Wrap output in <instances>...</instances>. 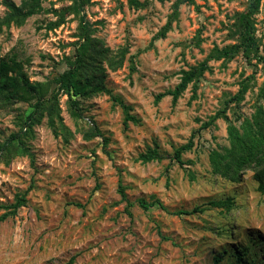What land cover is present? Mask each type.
I'll return each mask as SVG.
<instances>
[{"label":"rangeland","instance_id":"obj_1","mask_svg":"<svg viewBox=\"0 0 264 264\" xmlns=\"http://www.w3.org/2000/svg\"><path fill=\"white\" fill-rule=\"evenodd\" d=\"M139 1L147 5L134 9L129 0H89L83 11L92 37L113 52L128 49L121 68L106 70L103 86L136 122L125 125L122 109L104 93L78 98L76 118L60 94L59 115L71 133L65 142L54 136L46 116L24 135L22 121L35 100L22 89L11 107L0 110V146L21 133L34 156L32 165L28 156L0 150V216L17 195H25L16 214L0 220V264H264V195L252 172L229 181L212 172L209 160L213 151L228 147V122L238 126L264 105V68L253 54L247 60L241 52L210 60L194 96L191 83L175 104L170 96L155 102L180 83L184 71L240 42L239 18L252 0L183 2L163 38L157 35L177 0ZM72 4L43 1L44 11L4 31L0 60L15 57L29 83L53 88L79 42ZM62 17L59 27L49 28ZM252 26L264 53V0ZM241 85L246 92L229 105L227 120L199 130ZM94 130L101 136L85 138ZM190 140L181 168L170 157ZM149 149L163 159L142 163L139 156ZM140 199L152 206L140 208ZM225 199L233 202L229 211L209 204Z\"/></svg>","mask_w":264,"mask_h":264},{"label":"trees","instance_id":"obj_2","mask_svg":"<svg viewBox=\"0 0 264 264\" xmlns=\"http://www.w3.org/2000/svg\"><path fill=\"white\" fill-rule=\"evenodd\" d=\"M46 0H21L19 6H16L9 0H4L3 5L6 9L5 14L0 17V35L4 31L10 29L11 26H22L25 21L44 11L42 2ZM158 3H164L168 0H153ZM192 0H177L172 6V12L168 17L163 29L157 35L163 38L171 29V25L178 18V9L181 3L191 2ZM262 0H252L247 10L240 16V42L225 47L221 50H214L205 61L197 67L189 71H184L180 79V83L172 90L166 93L158 94L155 102H158L164 96H170L172 103L175 104L181 94L192 83L193 96L196 92V80H198L204 72L209 70L208 62L210 60H230L240 52L244 58L250 59L251 54L257 59L264 68V53H260L252 26V17L258 12L260 2ZM89 0H73L71 10L74 15L79 16V42L75 43V50L71 57L65 59L66 69L59 73L52 81L53 88L45 85L31 84L22 72L20 64L15 57L9 58L7 61L0 60V110L7 109L18 100V90L22 89L26 94L34 98L31 105L32 111L22 121V125L27 128L28 135L36 124L46 116L48 126L51 128L54 136H61L65 142L71 137L69 130L62 124L58 108V96L64 94L68 98L71 113L74 117H81V109L79 108L78 98H87L93 95L104 93L117 104L123 112L124 124L128 122H136V119L129 114L130 108L123 101L112 95L111 91L103 86L106 70L116 71L122 67L125 55L128 52L127 47L116 52L108 49L104 42L91 36V31L84 19V7ZM129 6L134 9L144 8L147 1L129 0ZM63 22V17L56 23H50L49 28L55 29ZM156 37H154L155 40ZM133 70V69H132ZM247 86L241 85L236 95L229 98L224 107L212 116L207 123H202L199 130L210 127L214 122L223 117L230 104H238L246 92ZM21 133L11 135L6 142L0 146L2 152L7 155L12 154L28 156L31 164L34 163V156L21 140ZM85 138L101 136L98 130H94L90 134H84ZM106 141L105 139H103ZM228 147L222 149L221 152L213 151L210 154V165L212 172L229 181H236L245 171L252 172V178L256 182V190L259 194L264 195V105L256 107L254 113L249 118H244L238 126L228 122L227 126ZM192 146L190 140L186 145L181 146L173 151L170 160L178 164L181 168L184 166L182 155ZM142 163L152 161H161L163 157L155 150H148L145 154L139 156ZM118 193L122 201L126 202L124 187L121 181L118 183ZM138 206L144 210L149 209L152 205L140 199L137 201ZM214 208H220L229 211L233 202L231 199L212 201L209 203ZM25 205V195H17L13 204L4 207L7 211L0 216L3 221L10 216H14L18 209ZM77 207L79 205H76ZM131 206L127 203V207ZM3 208V207H2ZM195 209L194 211H198ZM218 262V261H217Z\"/></svg>","mask_w":264,"mask_h":264}]
</instances>
